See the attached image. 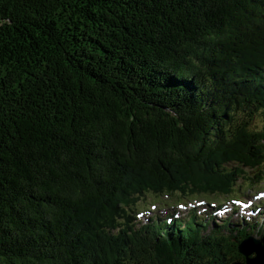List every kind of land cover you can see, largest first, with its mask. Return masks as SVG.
I'll return each instance as SVG.
<instances>
[{"label":"trees","instance_id":"trees-1","mask_svg":"<svg viewBox=\"0 0 264 264\" xmlns=\"http://www.w3.org/2000/svg\"><path fill=\"white\" fill-rule=\"evenodd\" d=\"M263 173L264 0H0V264H244L253 223L135 214Z\"/></svg>","mask_w":264,"mask_h":264},{"label":"rangeland","instance_id":"rangeland-1","mask_svg":"<svg viewBox=\"0 0 264 264\" xmlns=\"http://www.w3.org/2000/svg\"><path fill=\"white\" fill-rule=\"evenodd\" d=\"M262 124H263L262 116L258 113V114H256V116H254L252 126L255 129H260L262 127ZM233 166H234L233 164L228 165L229 168H232ZM246 171L249 174L251 172H254V171L249 172V170H246ZM254 174H255V172L251 173L250 175L253 177ZM263 175H264V173H263ZM139 179H144V178L141 177ZM236 189L239 193L242 192L243 194H238V195L234 194L231 197L228 196V197H230L229 198L230 201L228 203L229 204L228 206L230 208L233 207V204H231V198L232 199L233 198L234 199H241V200H247V199L254 200V199H252L253 196L258 195L260 192H264V180L258 184H253V186H252V184L245 181L243 178H240L238 180V185H237ZM219 199H221V202H223V201L225 202V201H227L228 198H226V197L223 198V196H222ZM161 200H163L164 203H162V202L160 203ZM205 201L208 202L209 204L213 205V204H215L216 199H210V200H205ZM254 201H255L254 202V205H255L258 201L257 200H254ZM203 202H204V200H192L190 202L188 200H183L179 203L178 201H173L171 198H168V197H163V199L162 198H156L155 199V197L152 198L150 196H147L146 198H142L141 201L139 202L138 205L140 206L141 211H139L135 214L137 221L136 220H134V221H135V223L138 222L141 225L145 224L150 219L157 218V217H160L161 219H165L167 221V219L163 216V213L165 210L172 211L170 214V216H172L173 212L174 213L177 211H183L184 212V210L186 208H189V205L194 207L198 203H203ZM152 204H156L155 205L156 209L153 210L150 208ZM165 204H167V205H165ZM180 204H184V206H182L181 208H178V206ZM233 208L235 209V212H238L240 210L238 207H235V206ZM261 208L264 211V207H261ZM146 209L150 210L149 213H147ZM201 211L202 210L198 209V208H197V210H195L197 220L199 222H205V219H208L210 222L209 230H213L215 224L219 225L218 224L219 222H222L224 220H227V218H229V220L231 222L230 224L232 226H236V229H234V227H233L230 230H228L227 233L228 234H234V235L237 234V227L238 228L241 227L243 225L244 221L248 222V219H251L248 217L249 216L248 213H246L244 221H243L241 215H239V216L235 215V217L233 215H230V216L223 215L220 220H215L212 217H209L207 214L204 215L205 212H203V211L201 212ZM191 212H193V210H189L187 212H184L182 220H184V221L188 220ZM142 213H147L148 215L139 216V214H142ZM149 217H150V219H147ZM253 224L255 225L256 230H254V231H253V229L251 230L252 231L251 236H254L256 239L260 240L261 235L259 234V230H260V228L264 229L263 228L264 227V216H261V217H258L257 219H255Z\"/></svg>","mask_w":264,"mask_h":264},{"label":"water","instance_id":"water-1","mask_svg":"<svg viewBox=\"0 0 264 264\" xmlns=\"http://www.w3.org/2000/svg\"><path fill=\"white\" fill-rule=\"evenodd\" d=\"M239 253L245 258L244 264H264V246L254 236L245 238L238 247ZM242 264V263H235Z\"/></svg>","mask_w":264,"mask_h":264},{"label":"bare ground","instance_id":"bare-ground-1","mask_svg":"<svg viewBox=\"0 0 264 264\" xmlns=\"http://www.w3.org/2000/svg\"><path fill=\"white\" fill-rule=\"evenodd\" d=\"M175 211V210H174ZM192 218V217H191ZM192 220V219H191ZM194 224V223H193ZM184 229V228H183Z\"/></svg>","mask_w":264,"mask_h":264}]
</instances>
